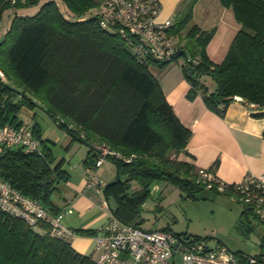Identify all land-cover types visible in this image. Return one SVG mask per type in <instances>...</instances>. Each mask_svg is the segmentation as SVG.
<instances>
[{
	"label": "trees",
	"instance_id": "trees-1",
	"mask_svg": "<svg viewBox=\"0 0 264 264\" xmlns=\"http://www.w3.org/2000/svg\"><path fill=\"white\" fill-rule=\"evenodd\" d=\"M60 1L66 14L55 0H0V15L14 10L0 39L4 75L0 78V125L18 126L23 123L17 117L21 106H39L58 127L93 151L85 159L86 166L93 165L97 146L117 152L119 156H106L115 164L117 175L102 191L107 202L109 193L115 194L116 207L108 202L109 209L126 223L138 224L133 215L150 192L153 179H168L192 196L204 189L194 165L178 158L186 152L190 129L180 121L150 71L151 64L164 68L174 58L136 57L120 35L106 0ZM196 1L185 0L182 14L165 30L169 40L179 37L178 43L171 42L176 49L185 50L180 69L189 84L187 97L200 93L206 106L220 115L235 96L263 108L264 0H219L232 10L239 28L218 62L206 53L213 30L190 23ZM37 5L32 14L19 11ZM101 6H105L106 16L98 11ZM202 75L214 81L212 90L200 80ZM31 130L42 153L24 152L15 146L2 149L0 176L55 213L50 192L68 173L62 169V160L55 163L49 147L52 141L42 138L39 125L33 124ZM262 134L264 137V130ZM244 213L240 212L239 222L248 230ZM0 264L95 263L91 255L76 251L69 240L51 235L47 225L34 228L0 209Z\"/></svg>",
	"mask_w": 264,
	"mask_h": 264
},
{
	"label": "crops",
	"instance_id": "crops-1",
	"mask_svg": "<svg viewBox=\"0 0 264 264\" xmlns=\"http://www.w3.org/2000/svg\"><path fill=\"white\" fill-rule=\"evenodd\" d=\"M184 1L159 0L160 9L154 21L163 23L171 20L174 23L183 12ZM190 23L196 24L201 30H213L206 44V53L214 62L224 57L239 28L232 10L223 7L219 0H197L192 7ZM6 29L0 31V39ZM178 67L180 69V66ZM181 72L176 68H168L167 73L159 80L166 100L191 132L186 152L179 154L178 158L192 163L197 171L211 170L216 177L225 182L239 181L246 173L263 174L264 107L248 104L236 98L228 104L224 114L220 115L206 106L200 93L192 98L187 97L189 84ZM213 88L214 84L208 87L209 90ZM259 112L263 114L256 115ZM50 140L52 143H49V147L55 163L62 160V169L68 173L66 180H59L54 184L50 192V201L56 211L70 210L62 217L65 226L74 231L87 229L93 232L90 235H75L69 239L72 247L83 253L86 243L94 241L93 236L100 233V227L108 219V210L100 205L103 191L101 193L94 188L84 189L90 171L85 159L90 157L93 151L89 152L87 145L81 150L82 147L76 144L77 140L71 135L56 133ZM79 152L78 160L71 163L73 156ZM107 160L96 169V173ZM104 177L102 180L105 186L112 179L105 181ZM245 217L243 216V219ZM244 220L248 230L246 228L242 230L247 234L250 227L246 224V219ZM252 246L257 248L254 254L261 248L264 250V234L260 237L259 243H252Z\"/></svg>",
	"mask_w": 264,
	"mask_h": 264
},
{
	"label": "built area",
	"instance_id": "built-area-1",
	"mask_svg": "<svg viewBox=\"0 0 264 264\" xmlns=\"http://www.w3.org/2000/svg\"><path fill=\"white\" fill-rule=\"evenodd\" d=\"M106 8L136 57L173 58L176 47L165 32L172 21H154L160 9L159 0H106ZM101 25L105 26L106 22L102 20ZM0 78L4 79L1 69ZM14 146L21 147L24 152L42 153L41 143L30 127L24 123L0 125V151ZM97 149L98 155L90 167L84 189L94 188L102 193V182L96 169L106 160L107 154H119L106 147L97 146ZM198 178L206 189L239 203L244 216L250 214L264 224V173H246L239 181L225 182L211 170L201 169ZM100 205L108 210V219L100 227V233L93 236L95 264H264L262 248L253 255L236 254L225 244L209 248L203 238L181 237L166 229H145L135 223L123 222L112 214L105 198L100 200ZM0 209L20 217L34 228L40 224L47 225L49 233L55 237L69 240L77 235L62 223L63 214L69 209L52 213L45 204L22 194L1 176Z\"/></svg>",
	"mask_w": 264,
	"mask_h": 264
},
{
	"label": "rangeland",
	"instance_id": "rangeland-1",
	"mask_svg": "<svg viewBox=\"0 0 264 264\" xmlns=\"http://www.w3.org/2000/svg\"><path fill=\"white\" fill-rule=\"evenodd\" d=\"M43 1L41 0V2ZM55 1L66 14L67 11L62 6V2L60 0ZM37 8L38 5L19 11L32 14ZM13 11V9H8L1 13L0 31L8 27ZM91 11L95 13L96 9ZM98 11L102 12L104 16L107 14L105 6H101ZM170 40L173 44H176L179 37H171ZM186 55H188L187 51ZM182 63H184V57L181 55L168 63V67L161 68L157 64H151L150 71L159 81L167 73L168 68H176L181 72L178 66ZM200 80L206 83L207 87L214 84V81L208 75H202ZM19 98L20 96L17 95L16 100ZM17 117L30 128L37 123L43 139L53 138L56 133L69 135L64 129L58 127L39 106L29 107L23 105L17 113ZM75 142L82 147L81 150L86 146L79 141ZM79 156L80 152L73 156L71 163L77 161ZM97 172L98 177L101 178L102 186H104L102 177L105 174V181L110 178L114 180L117 175L116 166L110 160H107ZM132 187L134 186L132 185ZM149 189L150 192L139 201L138 211L133 215V219L138 221V225L142 228H161L181 237L203 238L207 240L209 248H215L218 244H225L233 252L242 251L253 255L257 251V244L252 246V243H259L260 237L264 234V224L248 214L244 219H246V224L250 227V230L247 234L243 233V226L239 222L242 206L229 197L214 194L205 188L196 191L195 195L192 196L186 190L181 189L177 184L165 178L153 179L149 184ZM108 196L110 206L115 208L117 204L115 194L111 191ZM39 231L42 232L43 230L40 229ZM93 248L94 241L90 240L86 243L83 254L91 255L94 260Z\"/></svg>",
	"mask_w": 264,
	"mask_h": 264
},
{
	"label": "water",
	"instance_id": "water-1",
	"mask_svg": "<svg viewBox=\"0 0 264 264\" xmlns=\"http://www.w3.org/2000/svg\"><path fill=\"white\" fill-rule=\"evenodd\" d=\"M184 53H185V50H184V49H176V50L174 51L172 57L175 59V58H177V57L183 55ZM192 71H193V70H192V68H191V69L189 70V72L192 73ZM41 185H43V186H44V190H46L45 183L42 182Z\"/></svg>",
	"mask_w": 264,
	"mask_h": 264
}]
</instances>
